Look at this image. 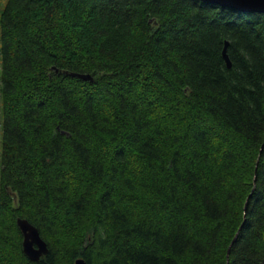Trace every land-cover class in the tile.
<instances>
[{
	"label": "trees",
	"instance_id": "obj_1",
	"mask_svg": "<svg viewBox=\"0 0 264 264\" xmlns=\"http://www.w3.org/2000/svg\"><path fill=\"white\" fill-rule=\"evenodd\" d=\"M0 130V264H264V13L0 0Z\"/></svg>",
	"mask_w": 264,
	"mask_h": 264
},
{
	"label": "water",
	"instance_id": "obj_2",
	"mask_svg": "<svg viewBox=\"0 0 264 264\" xmlns=\"http://www.w3.org/2000/svg\"><path fill=\"white\" fill-rule=\"evenodd\" d=\"M199 1L216 4L223 7L234 8L241 12L264 13V0H199ZM223 57L228 67H230L231 62L227 55L226 48L223 51ZM69 75L72 77H78L79 79H82L84 81H92L93 79L90 74L69 73ZM16 222L18 228L20 229L23 235L22 249L26 257H28L30 260L37 261L40 259L41 256L46 255L48 252V248L46 242L40 237L38 229L30 222H28L26 219L17 218ZM236 238H237V234L230 243L227 252V258L230 248L235 242ZM74 264H86V262L83 258H79L75 261Z\"/></svg>",
	"mask_w": 264,
	"mask_h": 264
},
{
	"label": "rangeland",
	"instance_id": "obj_3",
	"mask_svg": "<svg viewBox=\"0 0 264 264\" xmlns=\"http://www.w3.org/2000/svg\"><path fill=\"white\" fill-rule=\"evenodd\" d=\"M6 0H2V6L4 5ZM0 150H1V130H0Z\"/></svg>",
	"mask_w": 264,
	"mask_h": 264
},
{
	"label": "bare ground",
	"instance_id": "obj_4",
	"mask_svg": "<svg viewBox=\"0 0 264 264\" xmlns=\"http://www.w3.org/2000/svg\"><path fill=\"white\" fill-rule=\"evenodd\" d=\"M1 112H2V111H1ZM1 117H2V116H1ZM44 256H45V255H44ZM78 259H79V258H78ZM76 260H77V259H76ZM76 260H75V261H76Z\"/></svg>",
	"mask_w": 264,
	"mask_h": 264
}]
</instances>
